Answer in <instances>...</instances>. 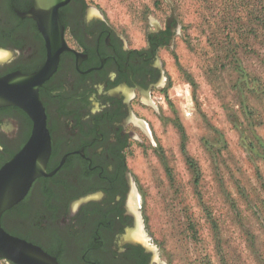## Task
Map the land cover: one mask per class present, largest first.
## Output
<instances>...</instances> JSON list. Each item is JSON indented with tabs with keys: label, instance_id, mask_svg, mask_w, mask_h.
Segmentation results:
<instances>
[{
	"label": "rangeland",
	"instance_id": "obj_1",
	"mask_svg": "<svg viewBox=\"0 0 264 264\" xmlns=\"http://www.w3.org/2000/svg\"><path fill=\"white\" fill-rule=\"evenodd\" d=\"M89 2L138 47L174 22L134 103V237L155 264H264V0Z\"/></svg>",
	"mask_w": 264,
	"mask_h": 264
},
{
	"label": "flooded vegetation",
	"instance_id": "obj_2",
	"mask_svg": "<svg viewBox=\"0 0 264 264\" xmlns=\"http://www.w3.org/2000/svg\"><path fill=\"white\" fill-rule=\"evenodd\" d=\"M35 0H0V76L40 70L49 59ZM65 46L39 88L50 135L47 174L5 210L1 226L39 246L59 264H155L153 250L134 237L139 213L130 204L128 165L134 103L161 88L159 48L174 22L132 45L89 0L58 8ZM4 54V55H3ZM35 119L16 105L0 107V169L30 141ZM19 258V257H18ZM24 263L0 254V264Z\"/></svg>",
	"mask_w": 264,
	"mask_h": 264
},
{
	"label": "water",
	"instance_id": "obj_3",
	"mask_svg": "<svg viewBox=\"0 0 264 264\" xmlns=\"http://www.w3.org/2000/svg\"><path fill=\"white\" fill-rule=\"evenodd\" d=\"M66 1L35 0L32 12L50 48L47 63L35 72L14 71L0 76V107L20 106L36 121L30 141L0 169V220L5 210L24 198L38 176L47 174L46 166L51 154L50 135L45 126L46 115L39 98V88L56 68L59 52L65 46L63 26L57 10ZM140 220L138 215L134 230L138 228ZM0 254L24 263L59 264L55 257L39 246L7 233L1 222Z\"/></svg>",
	"mask_w": 264,
	"mask_h": 264
}]
</instances>
